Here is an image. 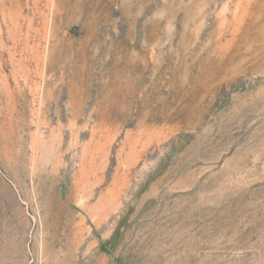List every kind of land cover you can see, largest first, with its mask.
<instances>
[{"label":"rangeland","instance_id":"1","mask_svg":"<svg viewBox=\"0 0 264 264\" xmlns=\"http://www.w3.org/2000/svg\"><path fill=\"white\" fill-rule=\"evenodd\" d=\"M0 264H264V0H0Z\"/></svg>","mask_w":264,"mask_h":264}]
</instances>
